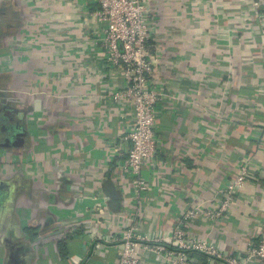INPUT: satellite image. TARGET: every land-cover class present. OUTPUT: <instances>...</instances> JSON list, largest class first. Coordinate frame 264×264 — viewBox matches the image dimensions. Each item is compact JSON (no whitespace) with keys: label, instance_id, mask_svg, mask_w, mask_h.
<instances>
[{"label":"crops","instance_id":"crops-1","mask_svg":"<svg viewBox=\"0 0 264 264\" xmlns=\"http://www.w3.org/2000/svg\"><path fill=\"white\" fill-rule=\"evenodd\" d=\"M147 2L165 100L160 168L138 204L123 168L132 111L111 99L124 82L108 68L94 0H0V89L14 128L0 137V264H120L108 239L119 229L169 231L245 164L253 176L232 213L197 215L190 229L241 256L262 238L264 3L257 18L250 0Z\"/></svg>","mask_w":264,"mask_h":264},{"label":"built area","instance_id":"built-area-1","mask_svg":"<svg viewBox=\"0 0 264 264\" xmlns=\"http://www.w3.org/2000/svg\"><path fill=\"white\" fill-rule=\"evenodd\" d=\"M94 3L97 7L94 15L105 26L102 46L108 68L119 70L124 82L111 99L114 104L129 105L132 111L125 137L131 145L123 168L132 185L135 202L139 204L150 193L153 175H157L160 168L157 118L165 100L163 85L157 76L162 66L161 43L152 39L147 0H94ZM263 3L264 0H250L257 18L261 16ZM262 34L264 36V30ZM4 51L10 54L11 48ZM252 176L249 165H242L233 183L215 195L217 197L200 202L169 231L160 232L152 239L132 224L119 229L117 235L108 239L115 243L111 248L118 254L120 264H142L145 260H158L161 264H202L192 258L194 251L206 257L204 264H264V233L260 241L250 243L241 256L227 253L208 237L195 236L190 229L195 217L213 223L232 213Z\"/></svg>","mask_w":264,"mask_h":264},{"label":"rangeland","instance_id":"rangeland-1","mask_svg":"<svg viewBox=\"0 0 264 264\" xmlns=\"http://www.w3.org/2000/svg\"><path fill=\"white\" fill-rule=\"evenodd\" d=\"M5 31L6 28L0 26V33ZM0 137L4 136L3 139L12 136L14 134V128L12 127L11 120L3 116L4 113L11 112L13 110L11 100L8 97L7 93H3V90L0 89ZM17 109V108H16ZM18 110V109H17ZM15 113V110H14ZM24 131V130H23ZM2 139V138H1Z\"/></svg>","mask_w":264,"mask_h":264},{"label":"flooded vegetation","instance_id":"flooded-vegetation-1","mask_svg":"<svg viewBox=\"0 0 264 264\" xmlns=\"http://www.w3.org/2000/svg\"><path fill=\"white\" fill-rule=\"evenodd\" d=\"M4 115V117L7 115V113H6V115H5V113L3 114Z\"/></svg>","mask_w":264,"mask_h":264}]
</instances>
